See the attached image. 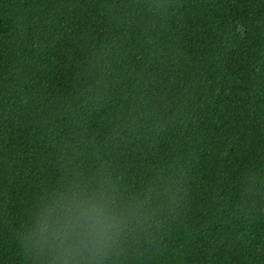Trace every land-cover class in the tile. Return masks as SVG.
Here are the masks:
<instances>
[{
  "label": "trees",
  "instance_id": "obj_1",
  "mask_svg": "<svg viewBox=\"0 0 264 264\" xmlns=\"http://www.w3.org/2000/svg\"><path fill=\"white\" fill-rule=\"evenodd\" d=\"M73 178L147 197L112 264H264V0H0V264Z\"/></svg>",
  "mask_w": 264,
  "mask_h": 264
},
{
  "label": "clouds",
  "instance_id": "obj_2",
  "mask_svg": "<svg viewBox=\"0 0 264 264\" xmlns=\"http://www.w3.org/2000/svg\"><path fill=\"white\" fill-rule=\"evenodd\" d=\"M147 197L122 195L103 179L58 184L30 210L21 245L36 264H112Z\"/></svg>",
  "mask_w": 264,
  "mask_h": 264
}]
</instances>
